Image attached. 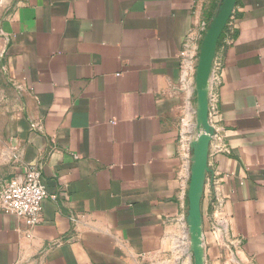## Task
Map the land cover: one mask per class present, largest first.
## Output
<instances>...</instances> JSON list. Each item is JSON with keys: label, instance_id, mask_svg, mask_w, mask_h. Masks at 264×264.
Here are the masks:
<instances>
[{"label": "crops", "instance_id": "crops-1", "mask_svg": "<svg viewBox=\"0 0 264 264\" xmlns=\"http://www.w3.org/2000/svg\"><path fill=\"white\" fill-rule=\"evenodd\" d=\"M224 2L0 0V190L36 165L50 195L35 226L0 209V264H195L196 75ZM229 23L204 264H264V0Z\"/></svg>", "mask_w": 264, "mask_h": 264}, {"label": "water", "instance_id": "water-1", "mask_svg": "<svg viewBox=\"0 0 264 264\" xmlns=\"http://www.w3.org/2000/svg\"><path fill=\"white\" fill-rule=\"evenodd\" d=\"M237 0H225L209 27L200 53L196 75L198 92V137L192 142V168L188 193L191 248L195 264H204L202 202L208 179L212 174L209 154L214 128L210 123V78L220 39L234 13Z\"/></svg>", "mask_w": 264, "mask_h": 264}, {"label": "built area", "instance_id": "built-area-1", "mask_svg": "<svg viewBox=\"0 0 264 264\" xmlns=\"http://www.w3.org/2000/svg\"><path fill=\"white\" fill-rule=\"evenodd\" d=\"M49 197L42 169L29 165L21 177L11 179L0 190V209L35 226L42 220L43 204Z\"/></svg>", "mask_w": 264, "mask_h": 264}, {"label": "trees", "instance_id": "trees-1", "mask_svg": "<svg viewBox=\"0 0 264 264\" xmlns=\"http://www.w3.org/2000/svg\"><path fill=\"white\" fill-rule=\"evenodd\" d=\"M223 35H224V34H223ZM223 35H222L221 39L223 38ZM221 39H220V41H221Z\"/></svg>", "mask_w": 264, "mask_h": 264}]
</instances>
